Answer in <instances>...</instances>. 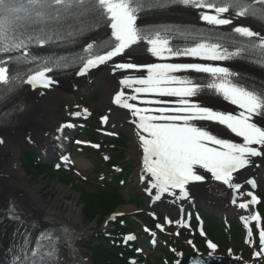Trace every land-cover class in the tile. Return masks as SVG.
Instances as JSON below:
<instances>
[{
    "label": "snow or ice",
    "instance_id": "6c2138e0",
    "mask_svg": "<svg viewBox=\"0 0 264 264\" xmlns=\"http://www.w3.org/2000/svg\"><path fill=\"white\" fill-rule=\"evenodd\" d=\"M184 5H192L203 10L200 18L211 26L233 25L230 30L237 36L225 38L217 34L201 35L191 46L172 47L168 36L162 32L168 29H149L138 26V13L144 7V0H0V52H20L24 59H29V49L33 46L44 47L49 41L59 35V29L74 19L91 15L95 24L107 22L111 29L112 38L109 44L99 48L94 42L87 45L88 55L82 57L78 75L112 61L114 57L123 55L134 45L145 43L148 51L159 58L192 57L208 61H225L234 56H240L257 47L264 50V37L259 42L253 38L259 33L250 27L234 24L233 17H222L221 14L235 10V17L244 18L250 12L251 4L247 0H179ZM15 20L16 25L11 29V39L4 42L5 21ZM243 38V39H241ZM234 49V51L230 50ZM20 57L8 55L0 57V83L14 85L10 79L8 64ZM53 65L59 66L55 60H45L42 65L28 75L22 82L33 89L36 87L49 88L54 81L48 76L53 71ZM127 72L128 70L146 71V75L125 76L120 83L132 89L136 95H126L120 90L114 97V103L127 109L131 122L138 129L139 145L143 153L144 177L150 188L149 195H155L159 201L161 196L168 193L179 198H188L187 186L195 182H203L206 177L199 170L211 173L214 180L222 182L229 189L239 191L240 183H234V174L248 167L252 157L264 156V128L252 122L254 115L264 114V90H258L230 77L235 74L228 67L205 63H151L137 64L124 62L114 64L112 71ZM185 71L207 74L210 79L197 81L194 78L176 75ZM205 90L214 91L225 100L237 105L239 114L215 110L203 106L192 98ZM144 97H172V102L162 99H144L142 102L156 107H139L136 101ZM87 112V109H84ZM80 115V113H76ZM107 123L108 116L102 117ZM195 121H208L225 126L236 136L241 137L242 143H234L213 134L204 127L197 126ZM71 126V125H69ZM60 131V129H58ZM110 135L112 133H109ZM31 143V137L28 138ZM4 140L0 138V144ZM99 147V145H96ZM66 159V158H65ZM248 183L255 185V181ZM152 190H155L154 192ZM252 202L257 198L252 194ZM233 204L236 203L234 199ZM240 208H247V203H240ZM258 219V217H252ZM171 223V221H169ZM163 229L162 225H158ZM178 234V233H177ZM264 248V231L259 233ZM50 240L51 237H43ZM136 237L128 235L125 242L133 241ZM207 246L212 251L217 245L211 241ZM142 251V249H137ZM174 251V250H173ZM231 251V250H229ZM29 257L27 264H46L45 255H55L52 250L47 253L32 251L26 253ZM41 258L36 259L37 256ZM261 252H255L259 257ZM20 264H25L23 256L17 257ZM131 264H135L132 261ZM176 264H180L177 260ZM202 264V262H198Z\"/></svg>",
    "mask_w": 264,
    "mask_h": 264
},
{
    "label": "bare ground",
    "instance_id": "6f19581e",
    "mask_svg": "<svg viewBox=\"0 0 264 264\" xmlns=\"http://www.w3.org/2000/svg\"><path fill=\"white\" fill-rule=\"evenodd\" d=\"M202 11L203 10H197L196 13L200 15ZM225 14H221L222 17H233V14ZM233 18L234 22L248 26L251 29H256L252 23L247 22L244 19L236 17ZM124 62L137 64L225 63L224 61L213 62L198 58L166 59L124 53L123 55L114 57L112 61H109L106 64L89 70L86 73L87 75L81 76L74 74L67 78L54 79V83L47 89H33L30 86L25 88L12 101L14 112L12 120L8 124L0 126V138L4 140V143L0 144V212L5 210L11 201L14 202L16 207L18 206L19 210H21L24 215H27L28 218L33 221L35 220L39 222L40 225L53 223L47 231L49 237H51L50 240L52 241L59 243L70 242L77 237V245H80L81 243L79 242H83L87 237L88 229L82 225L80 217L74 215L73 211H75V207L73 205L70 207L68 216L64 217L62 213L57 210L59 200H50L48 202L44 201L43 196L40 194V190L37 189V186L31 185L25 179L24 172L21 168V150L24 146L31 144L43 152L44 158L46 157V159H49L52 156L56 145L61 147L65 146V129L58 125V120L56 118L57 110L61 103L71 99L74 94L78 95V92L89 89L97 82H100L102 87L101 104L105 108V111H107V124H114L116 128L121 126L129 131L132 143L130 145L131 150L128 153L131 159L133 160L134 158L135 163L138 165V169L134 176L136 185L140 190L144 191L150 188L148 181L142 179L145 173L142 148L139 145L137 135L138 129L136 128V125L131 122L133 118L131 117L130 112L114 103V97L120 90L125 91L126 95L135 94L132 89L126 88L119 82L121 79L125 76H141L146 75L147 73L142 70H128L127 72L117 70L113 73L112 68L114 64ZM148 98L162 99L166 102H172L176 99L172 97L161 98L141 96L138 100L129 102L136 103L139 107H156L157 105H147L142 102L144 99ZM192 99L203 106H209L215 110H225L224 112L230 110L233 114H239L241 111V109L230 106L228 103L216 99L215 97L196 96ZM252 122L256 123L258 127L264 128V119L253 116ZM194 123L197 126L210 130L213 134L220 138L228 139L234 143L237 142V138L234 136L232 137V132L223 125L218 123L214 124L208 121H195ZM58 129H60V131H58ZM225 133L227 135H225ZM29 137H31V143L28 140ZM240 140H242V138ZM262 151H264V149H262ZM255 158L258 160L259 157H252L251 161ZM263 173L264 164H262L261 168H255V170L248 171V173L245 174L235 173L233 182H237L236 180L239 181L241 178H243V180H247L251 174ZM206 179H209L218 185L210 188V192L207 190H195L193 194L197 197L195 201L196 205H200L201 208H204L206 211L211 213H221L226 216L236 214L237 209L227 205L230 192L226 191V188L228 190L230 189L226 185H223L222 182L214 180L211 174L206 175ZM55 183L57 191L60 192L62 196H66L68 194V189L63 187L62 184H58L56 181ZM176 191L179 193V190ZM230 194H232L233 199L236 200L237 207L240 203H247L242 201L244 195L243 189L239 191H232ZM144 198H146L147 201L150 200L146 196H144ZM247 204L248 207L251 206L250 203ZM157 206H160L162 210L164 209L163 211H167L166 208H168V211H171L172 209L162 202L158 203ZM133 211H136V207L132 205H125L118 210V212L125 213ZM47 219H49V221H47ZM15 230L16 229L12 227V225L8 226V223L3 220V216L0 214V259L6 253L5 251H7L8 248V244L2 242L4 239L2 238L3 235L7 233L9 236ZM67 232L73 233L74 238L69 237L70 235L67 236ZM9 240H11V237ZM77 252L80 254L79 258L82 260V264H90V260L85 256L83 250H79Z\"/></svg>",
    "mask_w": 264,
    "mask_h": 264
},
{
    "label": "rangeland",
    "instance_id": "374dc122",
    "mask_svg": "<svg viewBox=\"0 0 264 264\" xmlns=\"http://www.w3.org/2000/svg\"><path fill=\"white\" fill-rule=\"evenodd\" d=\"M233 17H235V16H233ZM257 30L260 31V33L262 35H264L263 31L256 28V31ZM78 93H79V95L74 94L71 99L61 103L58 110H57V113H56L58 125L66 127L65 132L68 135L67 138H69L68 133H70L69 132L70 128H67L66 125H63V123H65L70 117L75 116V117H79L83 120V122L77 123L76 127L81 126L82 124H85L88 122V126L84 130L85 135H87V133L90 131L89 130L90 124H93L95 129L98 131H100L101 129H104L103 127L106 126L104 134L99 132L100 136H98V137L102 141H111L114 139V136L116 133H120L121 135L123 134V140L125 139V142H126V144L122 150L124 153V157H125V159L122 160V164L126 162L127 167L131 168V172H130L129 180L127 181L126 186L123 187L121 192L126 197L127 200H126L125 204L118 206V207H115L114 212L116 211L121 216L129 215L132 218H136L135 223L137 225L140 224L139 223L140 220L144 224H146V222H144L145 217L149 216V213L153 212V211H155V212L159 211L161 214L162 213L163 214L169 213V214H167L168 217L171 218L173 221H176L178 219V217H176L175 214H173L174 212H172V209H171V211H168V208H166V210L168 212L167 211L165 212L162 210V208L160 206L155 207L153 209L149 208L148 204H147V199L144 198L142 191L137 187L134 176H135V173L138 169V165L135 163L134 158H133V160L131 159V157L128 153L131 150L130 145L132 143V139L129 136V131L126 130L125 128L121 127V126L116 128L114 124H107L105 122L104 123L101 122L102 124L100 123V121H102V117L107 115V111H105V108L101 104L102 87H101L100 82H97L94 86H91L89 89H87L85 91L83 90V91L78 92ZM84 109H87V112H85ZM226 112H230V110H228ZM76 113H80V115H76ZM83 117H86V118L84 119ZM89 117L91 120L89 119ZM98 123H100V126L98 125ZM109 133H112V134L110 135ZM82 147H83V143H80L79 148H82ZM106 147L109 148L108 145H106ZM24 150H26V149L22 148L21 156L23 155ZM76 153L77 154L75 155V158L70 160V161H72L73 164H71L70 168H69V173H71L69 178L73 177L74 181L78 184L79 187L85 188L82 190H81V188L75 187L74 183H71V184L66 183V182L64 183L63 173H61V172H58V173L49 172V171L40 172L37 169L33 170V171H30V169L26 170V166L22 160V157H21V166H22L21 168L24 172L25 179L31 185L37 186V189L40 190V194L43 196L44 201L48 202L50 200L51 201L59 200L58 205H57V210L60 211L64 217L68 216V213L70 212V207L72 205L75 207V211H73L74 215L77 217H80V219L82 220V225H84L88 229V235L84 239L81 247H82V249H84L85 256L89 258L90 264H96V261L94 258L96 256H94L92 252H90L91 254L90 253L88 254L85 247L90 241L92 242V245L97 244V241H96L97 232H102L104 230L107 231V233H108V231L112 232V230H114V227H113L112 221L109 220L112 218V216L100 218V215H98L95 218H93L92 220L86 221V219L84 217L85 213L83 215V209H84L85 204L82 202V198H81L82 192L86 191V192H89L90 194L101 195L102 192L105 191L104 189H102L104 180L100 179L101 175H97L98 173H97V171H95L94 164H93L95 162L93 161L94 160L93 157L87 156L85 154V152H83L82 154H78V152H76ZM107 153H111V156L114 154L113 151H108ZM55 154L56 153L53 152L52 157L49 160H46L45 158H43L41 156L42 162L43 163L45 162L44 164L47 166V163H49L55 157ZM76 159H77V163L75 165ZM73 160H75V161H73ZM73 173H74V175H73ZM83 177L86 179H84ZM257 178H258L257 180L259 183V191L263 192L264 191V173L263 174H257ZM79 179L83 182L86 181L87 184L85 183V185H83V183H81V181ZM70 180L72 181V178H70ZM55 181L58 184H62L63 187L68 189V194L66 196H62L60 194V192L57 191V187L55 186V184H56ZM78 181H80V182H78ZM241 181H243V180H241ZM248 192H249L248 188L244 190V195H243L242 201H247V202L250 201V197L248 195ZM125 205L135 206L136 211H133L130 213L118 212V210ZM227 205H229V204L227 203ZM256 205L254 206L255 208L253 207V209H256V208L258 209V205L257 206ZM225 206H226V204H225ZM197 208L199 209L200 213L203 214V216L206 215V213L203 211L204 209L202 210L200 205H198ZM138 212H142L140 214H142V215L144 214L145 216L141 217L142 215L138 214ZM192 213H195V212L193 211ZM0 214H2V213L0 212ZM136 214H138V215H136ZM23 215H24V213H23ZM207 215H209V217L210 216L217 217L216 214H207ZM25 216H27V215H25ZM228 217L230 219H239L241 221H244V220L246 221L247 219L251 218V214H250V212L249 213L243 212V213L230 214ZM245 223H247V222H245ZM159 225L163 226L162 230L160 227L153 226V228L155 227L154 230H155L156 234H157L158 230H161V231H165V233L171 232L172 235H176L178 232V229H179V223H176V227H173L170 231H169L168 226H165L162 222L159 223ZM181 229L182 228H180L179 230H181ZM2 238H4L2 240L3 243H7L9 240V236L7 235V233H5ZM182 240L185 243V245L183 246L185 248L184 253L192 252L194 250V248L191 246L192 241H193L192 234L191 233L185 234L184 239H182ZM206 244H208V242L205 243L204 246H206ZM230 247H233V249H235V251L236 250L238 251L240 246H238L237 244H235L233 242H230V244L228 246L221 245V247L218 246V248L216 250H218L220 248L219 252L224 253L223 255L230 256V254L225 250L226 248H230ZM215 251H212V254H216L217 252L215 253ZM154 253L155 252H153V249L143 248V247H142V251L139 252V254L145 256L146 262L148 260V262L150 261L151 264H157V260H158L157 257L159 255L154 254ZM173 253H174V251H173ZM184 253L181 251H175L174 257H177L176 259L181 258L184 255ZM176 259H175V261H176ZM173 263L174 262H171V264H173ZM246 263H248V261ZM165 264H168V263H165Z\"/></svg>",
    "mask_w": 264,
    "mask_h": 264
},
{
    "label": "trees",
    "instance_id": "16d2710c",
    "mask_svg": "<svg viewBox=\"0 0 264 264\" xmlns=\"http://www.w3.org/2000/svg\"><path fill=\"white\" fill-rule=\"evenodd\" d=\"M96 140V138L92 135ZM22 160L26 166V170L30 169L39 170L40 172L50 171L53 172L54 168L52 165L43 166L39 157L33 153L25 151L22 156ZM27 172V171H26ZM63 181L66 183H71L70 178L67 175L63 176ZM77 188L85 189L79 187L78 184L75 186ZM101 195L90 194L89 192H82V202L85 204L84 213L88 221L92 220L96 216L100 215V218L106 217L109 213L115 210V207L120 206L125 203V199L120 192L119 187L107 186ZM129 220H126L128 223ZM116 231L114 233H103L97 232L96 234V245L89 244V250L93 253L96 264H130L129 257L134 256L133 250L129 249L128 246H124L121 243V236L123 233L130 231L131 229L125 228L120 221L115 223ZM207 229L209 234L216 239L221 244L228 245L230 236L224 231V225H218L216 220L211 218L207 222ZM235 231V232H234ZM232 239L235 242L241 243L243 238V232L239 226H235L232 230ZM108 234V235H107ZM202 248V247H201ZM166 257L172 259V255L166 252ZM158 264H164L163 261L159 260Z\"/></svg>",
    "mask_w": 264,
    "mask_h": 264
},
{
    "label": "water",
    "instance_id": "95a60500",
    "mask_svg": "<svg viewBox=\"0 0 264 264\" xmlns=\"http://www.w3.org/2000/svg\"><path fill=\"white\" fill-rule=\"evenodd\" d=\"M26 150H36L41 153V151L34 146H24ZM79 251V250H77ZM82 261V260H81ZM238 264L230 257L220 256V255H206L199 254L196 252L186 254L183 259L180 261V264Z\"/></svg>",
    "mask_w": 264,
    "mask_h": 264
}]
</instances>
